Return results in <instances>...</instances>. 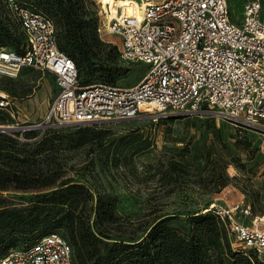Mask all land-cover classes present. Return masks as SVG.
<instances>
[{
  "label": "built area",
  "instance_id": "built-area-1",
  "mask_svg": "<svg viewBox=\"0 0 264 264\" xmlns=\"http://www.w3.org/2000/svg\"><path fill=\"white\" fill-rule=\"evenodd\" d=\"M100 1L121 57L148 64L132 85L83 83L75 62L57 45L53 20L9 2L23 34V52L0 46V75L15 77L26 66L53 73L57 84L42 118L22 128L37 130L33 140L71 124L179 117L204 106L242 123L264 120V0H247L237 18L228 0ZM8 97L0 92V108L10 107ZM207 209L234 238L233 250L249 257L252 251L264 261V214L245 221L251 211L243 201L211 202ZM0 264H73L72 246L50 231L29 246L0 254Z\"/></svg>",
  "mask_w": 264,
  "mask_h": 264
},
{
  "label": "rangeland",
  "instance_id": "rangeland-1",
  "mask_svg": "<svg viewBox=\"0 0 264 264\" xmlns=\"http://www.w3.org/2000/svg\"><path fill=\"white\" fill-rule=\"evenodd\" d=\"M246 1L228 0L232 17L242 14ZM14 3L36 9L31 2ZM87 4L97 25L96 34L105 43L101 57L114 67L112 82L134 84L148 64L123 59L119 38L106 29L101 1L90 0ZM5 10L0 6V15L12 24L13 15ZM261 16L264 20V4ZM100 74L99 70L80 71V78L86 83L105 81ZM56 91L55 76L46 70L24 66L15 77L0 75V92L9 94L11 102L7 109L0 108V126L21 131L19 138L24 140L23 126L42 118ZM110 122L108 134L99 143H87L64 154L72 168L68 177L85 183L93 192L98 189L112 194L116 213L122 219L136 226L151 222L156 215L184 216L186 211H201L211 202L229 205L236 201L250 206L247 222L255 214H264V120L242 123L204 106L200 112L179 117L143 115ZM84 126L71 124L58 129L75 131ZM183 151L187 152L188 165L179 170L174 184L165 185L159 179L164 170L161 162L177 159ZM199 174L203 180L193 181ZM40 192L0 190V208L23 206ZM0 236V248L1 244H9L6 250L25 242L23 237H11L4 231H0ZM230 241L232 247V236ZM249 255L252 264H264L254 252Z\"/></svg>",
  "mask_w": 264,
  "mask_h": 264
},
{
  "label": "trees",
  "instance_id": "trees-1",
  "mask_svg": "<svg viewBox=\"0 0 264 264\" xmlns=\"http://www.w3.org/2000/svg\"><path fill=\"white\" fill-rule=\"evenodd\" d=\"M23 1L53 20L57 45L75 62L79 78L80 71L99 70L105 81L95 82L113 83L114 67L101 57L105 43L90 17V0ZM0 6L13 15L7 0H0ZM13 19L11 24L0 15V46L22 53L23 34L14 15ZM111 125L104 121L75 131L52 129L35 140L31 139L34 130L24 131L22 140L21 131L0 129V190L41 191L23 206L0 208V231L23 237L20 247L58 231L72 246L73 264H252V257L232 249L223 222L207 209L209 205L201 211H186L184 216L156 215L151 222L134 226L116 213L112 194L93 192L85 183L69 178L72 168L64 153L99 143ZM186 151L161 162L164 170L159 179L165 185L174 184L179 170L188 165ZM202 180L199 174L193 181ZM1 245L0 254H4L9 244Z\"/></svg>",
  "mask_w": 264,
  "mask_h": 264
},
{
  "label": "bare ground",
  "instance_id": "bare-ground-1",
  "mask_svg": "<svg viewBox=\"0 0 264 264\" xmlns=\"http://www.w3.org/2000/svg\"><path fill=\"white\" fill-rule=\"evenodd\" d=\"M104 1H107V0H104ZM119 1H120L119 2L120 4H126V2L124 0H119ZM127 11H128V13H130V11H132V9L130 7H128Z\"/></svg>",
  "mask_w": 264,
  "mask_h": 264
},
{
  "label": "crops",
  "instance_id": "crops-1",
  "mask_svg": "<svg viewBox=\"0 0 264 264\" xmlns=\"http://www.w3.org/2000/svg\"><path fill=\"white\" fill-rule=\"evenodd\" d=\"M57 92V91H56ZM30 93V92H29ZM29 93H27L28 95L27 96H30V94Z\"/></svg>",
  "mask_w": 264,
  "mask_h": 264
},
{
  "label": "water",
  "instance_id": "water-1",
  "mask_svg": "<svg viewBox=\"0 0 264 264\" xmlns=\"http://www.w3.org/2000/svg\"><path fill=\"white\" fill-rule=\"evenodd\" d=\"M0 128H6V127H2V126H0Z\"/></svg>",
  "mask_w": 264,
  "mask_h": 264
}]
</instances>
